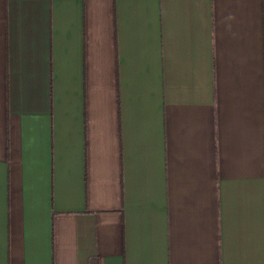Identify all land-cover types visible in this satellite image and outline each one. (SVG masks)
Here are the masks:
<instances>
[{
	"label": "crops",
	"instance_id": "obj_1",
	"mask_svg": "<svg viewBox=\"0 0 264 264\" xmlns=\"http://www.w3.org/2000/svg\"><path fill=\"white\" fill-rule=\"evenodd\" d=\"M0 264H264V0H0Z\"/></svg>",
	"mask_w": 264,
	"mask_h": 264
}]
</instances>
